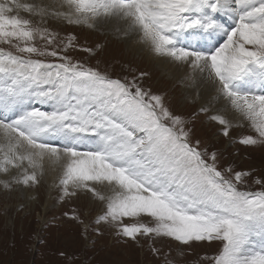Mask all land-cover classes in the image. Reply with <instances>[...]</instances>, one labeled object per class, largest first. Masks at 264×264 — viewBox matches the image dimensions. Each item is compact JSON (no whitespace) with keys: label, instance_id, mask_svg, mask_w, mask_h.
<instances>
[{"label":"snow or ice","instance_id":"obj_1","mask_svg":"<svg viewBox=\"0 0 264 264\" xmlns=\"http://www.w3.org/2000/svg\"><path fill=\"white\" fill-rule=\"evenodd\" d=\"M64 5L66 11H50L55 4L0 0V42L18 53L0 48V133L6 142L0 145V185L39 183L36 169L45 156L62 160L60 198L86 188L104 202L92 221L98 234L108 227L137 245L146 239L153 253H159L153 247L157 238L189 246L216 241L220 247L204 257L207 264H264V175L255 180L261 190H241L237 184L251 173L218 169L217 152L192 140L187 121L162 95L135 78H112L35 46L37 37L53 42L48 29L18 14L90 28L100 17L125 20L127 32L164 63L206 73L226 107L201 111L223 126L224 136L238 113L255 133L238 142L255 146L264 145V0H63ZM221 13L230 24L220 22ZM74 40L68 37L64 51ZM34 56H59L61 62ZM34 101L53 108L31 107ZM100 184L112 194L97 192ZM72 218L87 236L91 225L75 211Z\"/></svg>","mask_w":264,"mask_h":264},{"label":"rangeland","instance_id":"obj_2","mask_svg":"<svg viewBox=\"0 0 264 264\" xmlns=\"http://www.w3.org/2000/svg\"><path fill=\"white\" fill-rule=\"evenodd\" d=\"M18 14L32 19L34 26L48 29L46 36L53 42L48 44L46 40L37 37L32 42L35 46L48 51L55 50L60 56L67 55L73 62H80L85 67L106 71L112 78L122 81L127 78L128 82L135 78L145 89L150 88L152 93L162 95L165 104L187 121L192 140H200L202 146H209V151L217 152L218 169L231 167L233 172H250L251 175L245 177L244 182L237 184V187L246 191L261 190V185L255 183V180L264 175V145H244L238 142L244 136H255L254 132L244 126L247 122H233L229 136H224L223 126L210 121L208 114L201 111L205 107L211 112V106H205L196 99H186L180 87L181 82L156 67L153 64L155 57L150 60L147 54L138 52L131 40L127 39L128 32L122 26H116L115 30L110 27L108 18L96 21L95 26L90 28L68 24L64 20L58 21L51 16L41 19L29 17L23 11ZM218 19L223 23H231L227 13H221ZM69 36L75 37V46L64 51ZM0 48L18 54L10 44L0 42ZM33 58L60 62L59 56ZM140 73L147 75L141 78ZM39 108L51 111L53 107ZM32 170L30 168L29 172ZM36 173L39 183L30 186L13 183L12 188L4 189L0 185V264H207L204 257L214 256L220 247L216 241L191 242L189 246L170 238H157L153 247L159 249V253H153L146 239L137 245L118 236L115 229L108 227L101 228L98 234L93 228L99 226L92 225V221L104 209L103 201L86 188L76 190V195L71 198L61 199L63 193L59 181L63 172L54 184L48 181L49 177L42 169L37 168ZM3 174L0 172V179L4 178ZM95 187L101 193L100 186ZM23 191L38 192L43 196V203H38V194H33L34 199L29 195V202L24 201ZM19 197L23 200H19ZM49 199L51 203L45 210ZM36 203L38 205L35 207ZM74 211L85 224L91 225L87 236L83 234V225L72 218ZM125 219L135 221L139 218Z\"/></svg>","mask_w":264,"mask_h":264},{"label":"bare ground","instance_id":"obj_3","mask_svg":"<svg viewBox=\"0 0 264 264\" xmlns=\"http://www.w3.org/2000/svg\"><path fill=\"white\" fill-rule=\"evenodd\" d=\"M20 2L21 3H34L35 2V3H41V4H55V7L53 9H51L50 11H66L67 10V6L66 5H64L63 8L60 7V5L63 4V0H20ZM102 18H104V17L97 18V21L101 20ZM55 19H57V18H55ZM57 20L58 21H62L63 19L59 18ZM108 20H110V22H111L109 24L110 27L114 28L115 30H116V26H122V29L124 31L127 30V22L125 20H122V19H119V18H116V17L108 18ZM229 24H230V22H229ZM127 36H128L127 39L129 41L131 40L130 42H132V45L136 48V50L138 52L142 51L144 54H147V58L150 59V60H152V58L155 57L153 59V64L156 65V67L161 68L170 77L174 78L175 80H179L181 82V86L180 87H181L182 92H184L186 99H196L201 104H205V106H209L210 105L212 110L214 108L218 109L220 112H223L225 110V107H226L225 100H226V98L225 99H221L217 95L216 88L213 86V84L211 82H209V79H208L206 73H199L196 70H193V69H190V68L185 70L184 67H181V68L177 69V66L175 64L164 63L162 61V58L154 56L142 44H140L138 42V38L136 37V35H134L132 33H128ZM176 84L178 85L179 82H177ZM209 102H211V104H209ZM30 106L31 107H40V106L41 107L42 106H44V107H53V105L50 104V103L49 104H39V103H37L35 101ZM228 107H230V106H228ZM239 121L241 122V121H243V119L239 116L238 113H236L235 114V119H234L233 122L237 123ZM5 143L6 142L3 139V134L0 133V145H5ZM20 151H23V149H21ZM0 156H2V153H0ZM40 163L42 164V170L49 177V178H47L48 181H50L52 184H54V182L56 183V179L63 172V161L62 160H57L55 158H50L48 156H45L43 161H41ZM27 166H28V162L27 161H23L22 162V167H27ZM11 169L12 170H10V172H18V169H14L12 167H11ZM29 170H30V168H28V171ZM3 176H4V174H3ZM98 186H100V189H101L100 191H101V193L103 195L108 196V195L112 194L113 190H112V188L110 186L106 187L103 184H100ZM23 192H24V194H23L24 201H26V202H29V195H31V199H34L35 195L38 194V192H37V194H35L36 192L35 193H33V192L29 193V191H23ZM33 194H35V195H33ZM22 197H19V200H23ZM42 199H43V196H41V194H40L38 203L42 204L43 203ZM32 203H34V202H32ZM38 203H36L35 207L38 205ZM50 203H51V199L47 200L46 206L44 207L45 210L47 209V207H48V205Z\"/></svg>","mask_w":264,"mask_h":264}]
</instances>
